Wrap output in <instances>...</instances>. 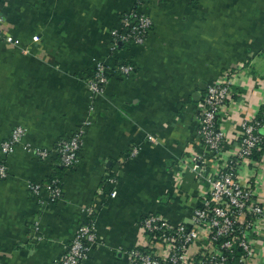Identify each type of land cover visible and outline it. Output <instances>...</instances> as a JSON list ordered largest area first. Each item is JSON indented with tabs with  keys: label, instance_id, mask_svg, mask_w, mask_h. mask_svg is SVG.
I'll return each instance as SVG.
<instances>
[{
	"label": "crops",
	"instance_id": "obj_1",
	"mask_svg": "<svg viewBox=\"0 0 264 264\" xmlns=\"http://www.w3.org/2000/svg\"><path fill=\"white\" fill-rule=\"evenodd\" d=\"M134 1L0 0L2 30L13 39H0V142L15 127L26 130L3 159L0 264H58L89 206L100 208L98 244L85 264H128V252L145 242L140 221L146 215L187 223L197 205L202 185L182 163L202 151L197 107L207 85L225 73L233 79L232 100L221 113L222 158L237 141L239 123L264 112V0H149L145 43L112 53L110 31ZM94 60L108 67L127 62L134 71L110 77L89 115L85 82ZM86 118L91 124L72 169L62 170L55 154L40 161L23 149L50 150ZM133 147L140 150L129 159ZM56 173L59 201L28 193V182ZM255 183L264 203V154ZM254 251L252 264H264L263 240Z\"/></svg>",
	"mask_w": 264,
	"mask_h": 264
},
{
	"label": "built area",
	"instance_id": "obj_2",
	"mask_svg": "<svg viewBox=\"0 0 264 264\" xmlns=\"http://www.w3.org/2000/svg\"><path fill=\"white\" fill-rule=\"evenodd\" d=\"M148 1L135 0L134 6L121 15L118 26L110 31V52L116 53L121 47H138L145 43L152 27L151 18L145 11ZM152 1L166 3L170 0ZM3 22L0 10V39L12 43V37L3 33ZM34 40L37 41V38ZM133 71V66L127 62L118 61L116 66L108 67L102 60H94L92 75L85 82L90 100L89 115L93 114L95 98L102 93L110 77L127 78ZM232 81L231 74L225 73L208 84L197 107L196 132L202 151L182 163V167L189 169L202 185L189 222L172 224L161 215H146L140 221L145 242L128 252V264L253 263L256 256L254 247L257 241H264V203L256 193L258 185L254 184L256 169L264 152L258 161L253 159L254 152L260 151L264 142V117L258 119L254 116L241 121L236 143L226 158L221 157L225 142L221 113L232 100ZM90 124L91 120L86 118L69 137L57 141L50 150L28 144L23 145V149L40 161L55 154L61 167L72 169L78 163L82 138ZM25 132L23 127H15L9 137L0 142V180L8 175L3 159L14 153ZM146 138L150 142L155 141L150 135ZM139 150V147H133L127 157H136ZM241 168H248L250 173L240 175ZM106 182L111 187L109 196L114 197L116 192L112 187L116 179L110 177ZM27 189L35 198L45 193L47 198L44 202L48 204L56 203L62 195L59 179L28 182ZM98 210L100 208L95 206L82 210L84 220L76 228L58 264H85L88 253L98 244ZM35 230H38L37 224Z\"/></svg>",
	"mask_w": 264,
	"mask_h": 264
},
{
	"label": "trees",
	"instance_id": "obj_3",
	"mask_svg": "<svg viewBox=\"0 0 264 264\" xmlns=\"http://www.w3.org/2000/svg\"><path fill=\"white\" fill-rule=\"evenodd\" d=\"M263 114H264V112L259 113L258 116H257V118H258V119H263V117H264ZM263 152H264V142H263V145H262L260 151H255V152H254V154H253V159L256 160V161H258V160L261 158ZM61 169L64 170L63 167H61ZM56 171H58V169H57ZM53 179H59V180H60L59 176H57V173L54 174V175H52V176H50V177L48 178L47 182H49V181H51V180H53ZM238 254H239V252H237V255H238Z\"/></svg>",
	"mask_w": 264,
	"mask_h": 264
}]
</instances>
